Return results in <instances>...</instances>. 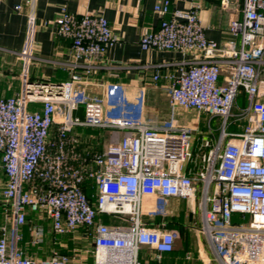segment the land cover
I'll list each match as a JSON object with an SVG mask.
<instances>
[{
    "label": "built area",
    "instance_id": "built-area-1",
    "mask_svg": "<svg viewBox=\"0 0 264 264\" xmlns=\"http://www.w3.org/2000/svg\"><path fill=\"white\" fill-rule=\"evenodd\" d=\"M153 10L160 24L141 34V49L200 54L164 75L172 63L152 65L153 80L169 81L170 119L156 126L108 114L106 97L86 88L95 62L116 41L105 16L77 17L63 7L43 22L71 41L69 78L49 83L28 79L36 23L28 15L21 88L0 96V209L9 222L0 225V264H82L88 251L92 264H140L141 245L171 252L179 238L176 229L142 221L145 200H154L153 215L165 214L170 198L193 201L197 194L200 232L216 264H264V0H242L241 18L229 24L238 39L233 45L206 37L199 4L171 10L170 0H158ZM241 92L247 105L237 108ZM33 103L40 108L30 109ZM81 106L82 117L75 114ZM179 109L208 116V128L200 129L199 120L179 123ZM230 118L243 121L240 130H227ZM79 127L109 130L104 149L82 137ZM31 212L49 227L30 219L27 243L38 251L27 253L22 227ZM102 214L123 215L128 223H106ZM81 228L78 239H90V250L64 251L66 243L55 238L44 250L48 234Z\"/></svg>",
    "mask_w": 264,
    "mask_h": 264
},
{
    "label": "crops",
    "instance_id": "crops-1",
    "mask_svg": "<svg viewBox=\"0 0 264 264\" xmlns=\"http://www.w3.org/2000/svg\"><path fill=\"white\" fill-rule=\"evenodd\" d=\"M157 1L33 0L29 3L25 0H0V96L14 95L21 88L23 61L20 52L24 47L29 14L34 15L36 23L34 57L29 66L28 79L32 82L60 83L69 78L71 41L57 34L53 23L43 24L44 21L54 20L64 7L77 17L86 13L105 16L115 35L116 41L95 62L97 67L94 75L86 85L92 95L106 97V112L122 114L134 121L155 126L168 121L169 81L164 76L153 80L152 65L172 63L168 69L161 70L164 75L168 71L177 72L181 62L200 58V54L141 49V34L146 30L156 29L160 24L161 16L153 10ZM195 3L199 4V18L208 39L218 44H238L237 37L229 30V24L232 20L241 18L242 0H229L226 6L221 5V0H170V8L188 10ZM16 4H21L22 8L16 9ZM168 16L169 14L166 15ZM261 78L264 79V65ZM111 90L113 92L109 94ZM236 104L237 108L247 105L244 93L239 94ZM178 116L179 114L177 121L180 123L182 117ZM198 199V194L193 201L170 198L165 214H155L142 220L148 226L176 229L179 238L171 252L157 253L150 246L141 245L137 253L140 264H216L213 249L206 237L200 231L193 232L191 229L201 225ZM28 218L34 220L31 213ZM50 236L51 234L47 235L48 239L44 244L46 251L56 245ZM78 249L81 248L73 242L66 243L64 251L72 253ZM26 252L33 253L29 250Z\"/></svg>",
    "mask_w": 264,
    "mask_h": 264
},
{
    "label": "rangeland",
    "instance_id": "rangeland-1",
    "mask_svg": "<svg viewBox=\"0 0 264 264\" xmlns=\"http://www.w3.org/2000/svg\"><path fill=\"white\" fill-rule=\"evenodd\" d=\"M238 102L240 103V101L238 100ZM30 109H39L40 105L39 104H30L29 106ZM237 111V108H233L232 112ZM76 115L82 117L83 116V106H81L79 108L78 111L75 112ZM177 114H179L178 117H182L180 122L181 124H186L191 122V124H193L194 122L196 123L199 120V128L200 129H207L208 127L206 126V120L208 119V116L204 115V114H199L197 113L195 110H190V111H184V110H177ZM110 115H114L113 112H111ZM177 118V115H176ZM234 118H230V124L227 128L228 131L233 132V131H238L240 130L243 121H233ZM212 128L215 129L218 127V120H212ZM77 131H79L82 135V137H84L85 139H87V141H90V144H92L97 150H101L103 149L106 144L108 143V138L110 135L109 130H102V129H84V128H76ZM154 209V200L149 198L145 200V205L143 206V210H142V214H141V219L144 220L145 218H148L149 216H153V214L151 213ZM31 216L33 217L35 222L38 223H42L44 225V227L47 229L49 227V223L47 221H43L40 220L41 214L38 212H31ZM123 217V215L121 216H113V215H109V214H102L99 216V219L101 221H104L106 223H115V224H122V225H126L128 223L127 220H125ZM9 224L8 221H6V219L2 216L1 214V209H0V225H2L3 223ZM10 226L8 225V234L10 232ZM193 232L196 231H200V227H196L193 226L192 228ZM82 234V228L79 229L78 231H76L75 233H69V234H60V235H56L50 236V239L52 240L53 238H55L56 241H60V242H65V243H77V246L79 248H81L83 251H85V249H89L91 248V244H90V239L88 240H84V239H79V235ZM75 239H74V238ZM48 239V238H47ZM28 240V236L26 234L24 240L21 242V246L23 247V249L25 251L29 250V251H38V248L36 246H30L29 244L26 243V241ZM44 250L46 251V248H44ZM83 256V260H82V264H91L92 263V256H91V252L88 251L87 253L82 252Z\"/></svg>",
    "mask_w": 264,
    "mask_h": 264
},
{
    "label": "trees",
    "instance_id": "trees-1",
    "mask_svg": "<svg viewBox=\"0 0 264 264\" xmlns=\"http://www.w3.org/2000/svg\"><path fill=\"white\" fill-rule=\"evenodd\" d=\"M29 223H30V218H28V221L27 223L22 227V230H23V237H25V235L27 234V230H28V226H29Z\"/></svg>",
    "mask_w": 264,
    "mask_h": 264
}]
</instances>
